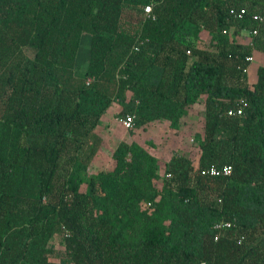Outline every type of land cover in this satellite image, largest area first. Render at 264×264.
<instances>
[{
	"label": "trees",
	"instance_id": "trees-1",
	"mask_svg": "<svg viewBox=\"0 0 264 264\" xmlns=\"http://www.w3.org/2000/svg\"><path fill=\"white\" fill-rule=\"evenodd\" d=\"M256 53L264 0H0V264H264ZM115 104L134 117L125 139L104 135ZM201 107L197 165L136 139Z\"/></svg>",
	"mask_w": 264,
	"mask_h": 264
},
{
	"label": "rangeland",
	"instance_id": "rangeland-1",
	"mask_svg": "<svg viewBox=\"0 0 264 264\" xmlns=\"http://www.w3.org/2000/svg\"><path fill=\"white\" fill-rule=\"evenodd\" d=\"M81 58H79V66L85 67L86 59L90 48V36L84 34L81 40ZM264 65V54L256 53L253 69L250 71L248 79L251 83L257 80V68ZM120 111V106L115 104L108 117L104 121L105 130L104 135L109 137L111 134L125 139L127 137L126 130L116 123V114ZM191 118V119H190ZM205 118L203 107L192 110L191 117H186L183 120L182 127L176 131L170 128L168 124L150 125L147 129H140L137 131L136 139L140 143H145L146 140L154 139L156 148L151 150L154 155L159 157L163 162H168L173 154L184 153L189 154L192 161L197 165L201 151L194 140L197 133L204 132ZM110 167V165H108ZM59 241V240H58ZM56 244L57 241L55 240ZM58 248H60L58 246Z\"/></svg>",
	"mask_w": 264,
	"mask_h": 264
},
{
	"label": "built area",
	"instance_id": "built-area-1",
	"mask_svg": "<svg viewBox=\"0 0 264 264\" xmlns=\"http://www.w3.org/2000/svg\"><path fill=\"white\" fill-rule=\"evenodd\" d=\"M146 12L148 14L151 13V7L150 6H148L146 8ZM245 14H246V11L242 10L240 12V14L238 15V17L240 19H242L243 16H245ZM253 19H254V21H257V22H262L263 21V17L259 16V15H254ZM254 34L256 35L257 32L255 31ZM246 61L248 63H250L251 65H253L254 62H255V56L252 55V56L247 57ZM251 67H249L244 72L246 74H249L250 71H251ZM90 82H91V80L89 79L88 80V84H90ZM245 105H246L245 101L242 100L241 104L238 105V107L229 109L227 111L228 116H230V117H242L244 115V107H245ZM116 122H117L118 125L122 126L125 130H128V129L133 128V126H134V117L130 116V115H128L126 117L121 116V117H118L116 119ZM201 173L204 176H210V177H220V176H222V177H226L227 178V177H230L233 174V166L227 165V166H224L222 168H218V167L212 166L210 168L202 170ZM232 225L233 224L231 222L218 223L215 226V230H216L215 240L216 241L220 240V238H222L223 235L225 234V231L230 229V228H232Z\"/></svg>",
	"mask_w": 264,
	"mask_h": 264
},
{
	"label": "crops",
	"instance_id": "crops-1",
	"mask_svg": "<svg viewBox=\"0 0 264 264\" xmlns=\"http://www.w3.org/2000/svg\"><path fill=\"white\" fill-rule=\"evenodd\" d=\"M252 66H253V65H252ZM252 69H253V67H251V70H252ZM257 69H258V68H257ZM257 69H256V70H257ZM195 109H196V108H195ZM199 158H200V156H199Z\"/></svg>",
	"mask_w": 264,
	"mask_h": 264
}]
</instances>
